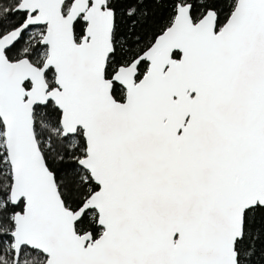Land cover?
<instances>
[{
    "label": "snow or ice",
    "instance_id": "obj_1",
    "mask_svg": "<svg viewBox=\"0 0 264 264\" xmlns=\"http://www.w3.org/2000/svg\"><path fill=\"white\" fill-rule=\"evenodd\" d=\"M0 264H264V0H0Z\"/></svg>",
    "mask_w": 264,
    "mask_h": 264
}]
</instances>
